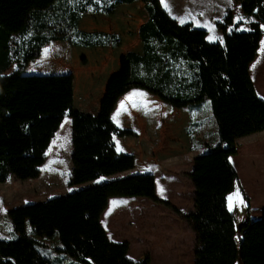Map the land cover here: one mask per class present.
I'll use <instances>...</instances> for the list:
<instances>
[{
	"label": "trees",
	"instance_id": "obj_1",
	"mask_svg": "<svg viewBox=\"0 0 264 264\" xmlns=\"http://www.w3.org/2000/svg\"><path fill=\"white\" fill-rule=\"evenodd\" d=\"M133 1L0 0V182L11 174L39 176L45 150L65 116L71 119L69 185L132 168L133 153L118 151L114 136L136 132L117 126L111 110L122 93L140 87L176 107L209 100L222 161L231 185L244 195L228 157L237 151L238 137L264 129V99L257 95L248 68L264 32V0H240L246 21H235L227 11L216 22L221 40L207 39L206 29L189 21H177L161 0H141L148 14L137 31L142 51L120 54L119 68L108 77L95 114L74 107L72 72H23L45 45L57 40L116 46L118 33L84 30L78 21L84 12L110 14L116 5ZM243 23L247 29H238ZM12 63L16 68L5 73ZM199 146L213 149L207 142ZM113 195L145 196L210 234L232 232L205 228L192 212L156 195L153 173L134 172L7 209L15 236L0 237V264H55L38 249L46 242L29 235L27 225L46 240L56 236L59 245L52 248L58 254L85 264H149L148 254L131 259L126 240L107 236L99 217ZM235 256L238 264H264V208L240 226Z\"/></svg>",
	"mask_w": 264,
	"mask_h": 264
},
{
	"label": "crops",
	"instance_id": "obj_2",
	"mask_svg": "<svg viewBox=\"0 0 264 264\" xmlns=\"http://www.w3.org/2000/svg\"><path fill=\"white\" fill-rule=\"evenodd\" d=\"M161 3L177 21H189L206 29L207 39L212 31L214 39L221 40L216 22L221 21L227 11H231L235 21L247 18L240 0H161ZM89 17L94 21L84 19L78 25L86 24L92 27L89 30L115 32L120 36L116 46H93L99 52L97 78L92 77L87 65H80L77 79L73 74V105L95 114L108 77L119 68L120 54L129 50L142 51L137 31L148 14L143 2L135 0L116 5L110 14L97 12ZM247 27L243 23L238 29ZM79 47L76 49L86 52L80 59L87 58L90 46ZM248 68L257 95L264 99V32ZM198 106H172L140 87L122 93L111 110V118L117 126L133 129L136 135H125L123 140L118 139L119 143L115 141V146L118 151L129 150L122 146L126 140L133 144L138 155L133 152L132 168L120 175H104V179L151 172L158 197L184 213L192 212L211 231L227 229L232 232L210 234L190 225L169 206L145 196L113 195L100 213V222L111 240L128 242L127 256L131 259H142L148 254L149 264H238L235 249L240 226L261 215L264 208V129L238 137L237 151L228 157L245 198L231 185L230 172L217 144H213L211 152L203 147H191V138L203 140L205 137V128L197 127ZM191 120L196 127H188ZM58 128L50 141L55 144L60 142ZM49 256L60 264H84L57 252Z\"/></svg>",
	"mask_w": 264,
	"mask_h": 264
},
{
	"label": "rangeland",
	"instance_id": "obj_3",
	"mask_svg": "<svg viewBox=\"0 0 264 264\" xmlns=\"http://www.w3.org/2000/svg\"><path fill=\"white\" fill-rule=\"evenodd\" d=\"M97 15L94 12H84L82 13L81 20L90 19L94 21V18L89 16ZM78 21V22H79ZM80 23V22H79ZM264 26V25H263ZM81 29H92V27L83 26L79 24ZM215 34L209 31V40H215ZM54 48L55 55H51V51ZM80 48L79 45L72 44L66 40H57L45 45L41 51L39 57L34 60L29 61L23 69L26 73H49V72H72L76 79L79 76L80 65H87L92 70V77H98L100 71L96 68L98 63H96L97 55L99 52L90 46L87 51V58L80 59L82 55H86V52L77 50ZM71 49L72 51H70ZM76 49V50H74ZM16 68V64L12 63L6 70L9 72ZM94 74V75H93ZM75 107V106H74ZM76 108V107H75ZM198 126L204 127V139L199 140V138L192 139L193 148L198 146L201 142H207L208 144L217 143V133L214 119L211 114V108L209 100H203L200 106H198ZM194 116L192 115V120ZM190 121L188 127H196L194 121ZM59 128V141L58 144L50 142L45 150V159L40 165V173L36 178H16L14 175H9V177L4 181L0 182V237L11 238L14 237V231L12 228L11 220L7 214V209L25 204L31 201L44 200L48 197L64 194L70 192L79 186L69 185L67 183L68 176L71 168V119L70 116H65L58 126ZM124 136H114V141L116 139L123 140ZM119 143V141H116ZM123 148L129 150L125 152H130L138 155L137 150L132 143L122 142ZM200 147V146H199ZM125 148V149H126ZM121 172L112 174L120 175ZM104 175L99 176L93 180L86 181L85 184H95L99 181H104ZM118 177V176H116ZM120 177V176H119ZM83 186H86V185ZM26 232L29 235L35 236L41 241L46 242L47 246L38 245V249L42 254L49 256L50 254H55L56 251L52 248L59 245V240L56 236L50 237L46 240L45 237H41L35 234L29 225L26 227ZM55 264H60L58 261L53 260ZM85 264V263H84Z\"/></svg>",
	"mask_w": 264,
	"mask_h": 264
},
{
	"label": "snow or ice",
	"instance_id": "obj_4",
	"mask_svg": "<svg viewBox=\"0 0 264 264\" xmlns=\"http://www.w3.org/2000/svg\"><path fill=\"white\" fill-rule=\"evenodd\" d=\"M163 190H161V192H162Z\"/></svg>",
	"mask_w": 264,
	"mask_h": 264
}]
</instances>
